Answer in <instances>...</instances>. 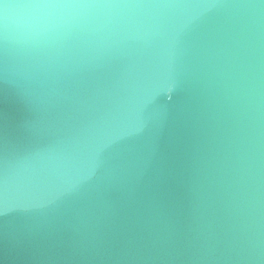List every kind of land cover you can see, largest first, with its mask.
<instances>
[{
    "label": "clouds",
    "instance_id": "1",
    "mask_svg": "<svg viewBox=\"0 0 264 264\" xmlns=\"http://www.w3.org/2000/svg\"><path fill=\"white\" fill-rule=\"evenodd\" d=\"M0 218L48 264H264V0H0Z\"/></svg>",
    "mask_w": 264,
    "mask_h": 264
},
{
    "label": "water",
    "instance_id": "2",
    "mask_svg": "<svg viewBox=\"0 0 264 264\" xmlns=\"http://www.w3.org/2000/svg\"><path fill=\"white\" fill-rule=\"evenodd\" d=\"M8 230L7 218H0V264H48L31 253L14 250L7 237Z\"/></svg>",
    "mask_w": 264,
    "mask_h": 264
}]
</instances>
